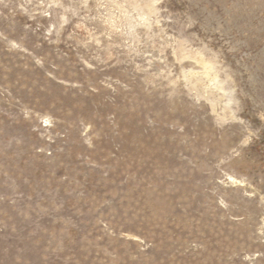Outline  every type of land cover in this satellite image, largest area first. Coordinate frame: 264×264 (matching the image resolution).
Masks as SVG:
<instances>
[{
	"label": "rangeland",
	"instance_id": "rangeland-1",
	"mask_svg": "<svg viewBox=\"0 0 264 264\" xmlns=\"http://www.w3.org/2000/svg\"><path fill=\"white\" fill-rule=\"evenodd\" d=\"M0 264H264V0H0Z\"/></svg>",
	"mask_w": 264,
	"mask_h": 264
}]
</instances>
